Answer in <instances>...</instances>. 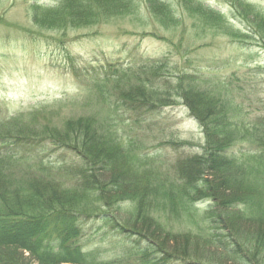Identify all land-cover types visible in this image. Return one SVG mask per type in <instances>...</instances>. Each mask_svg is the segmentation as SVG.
I'll return each mask as SVG.
<instances>
[{
  "label": "trees",
  "instance_id": "1",
  "mask_svg": "<svg viewBox=\"0 0 264 264\" xmlns=\"http://www.w3.org/2000/svg\"><path fill=\"white\" fill-rule=\"evenodd\" d=\"M172 1L211 35L238 38L244 47L257 42L264 50V9L249 0H230L245 36L198 0H55L32 5L30 18L45 30L87 29L144 6L170 29L182 20ZM147 71L141 77L120 69L115 77L109 67L91 77L85 97L105 106L104 118L93 113L57 121L51 112L41 122L38 110L7 115L0 107V264H136L78 246L93 219L122 239L147 242L145 249L135 247L140 264H201L193 257L198 245L237 264H264V116L250 119L229 83L206 89L196 75L180 73L157 85L156 68ZM178 104L202 130L200 153L164 167L140 154L132 138L120 137L119 118L146 121ZM175 242L173 252L163 249Z\"/></svg>",
  "mask_w": 264,
  "mask_h": 264
},
{
  "label": "rangeland",
  "instance_id": "2",
  "mask_svg": "<svg viewBox=\"0 0 264 264\" xmlns=\"http://www.w3.org/2000/svg\"><path fill=\"white\" fill-rule=\"evenodd\" d=\"M198 1L221 11L232 32L243 36L248 32L233 18L230 0ZM249 1L264 9V0ZM53 3L55 0H0V107L5 114L38 110L41 122L48 121L51 112L57 121L93 113L104 118L105 106L96 104L94 96L86 98L84 91L91 77L103 76L112 67V74L131 69L141 77L149 68H156L157 85L180 73L196 75L197 83L206 89L229 83L250 119L264 116V50L257 42L247 41L244 47L238 38L211 35L204 28L207 24L182 12L176 1L172 3L182 20L175 28H163L142 6L137 14L107 25L67 31L40 29L33 24L30 9L34 4ZM117 123L122 140L132 138L140 145V154L157 158L164 167L178 157L200 153L204 144L199 124L181 104L162 109L146 121L134 122L126 115ZM45 157L56 159L49 153ZM83 229L77 243L82 250L97 251L104 260L129 257L141 263L135 247L145 249L147 242L136 243L130 236L122 239L99 219L85 222ZM177 248L176 242L163 246L168 252ZM193 251L201 264H237L215 247L198 245ZM21 253L32 259L27 251Z\"/></svg>",
  "mask_w": 264,
  "mask_h": 264
}]
</instances>
